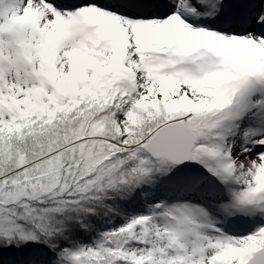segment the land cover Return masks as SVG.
I'll return each mask as SVG.
<instances>
[{
	"label": "snow or ice",
	"instance_id": "6c2138e0",
	"mask_svg": "<svg viewBox=\"0 0 264 264\" xmlns=\"http://www.w3.org/2000/svg\"><path fill=\"white\" fill-rule=\"evenodd\" d=\"M0 264H264V0H0Z\"/></svg>",
	"mask_w": 264,
	"mask_h": 264
}]
</instances>
